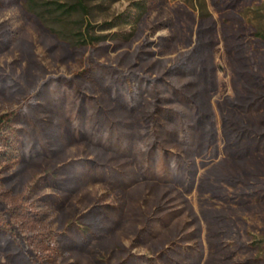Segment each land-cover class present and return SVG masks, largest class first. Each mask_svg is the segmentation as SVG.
Here are the masks:
<instances>
[{
	"label": "rangeland",
	"instance_id": "374dc122",
	"mask_svg": "<svg viewBox=\"0 0 264 264\" xmlns=\"http://www.w3.org/2000/svg\"><path fill=\"white\" fill-rule=\"evenodd\" d=\"M54 1L75 2L0 0V264H264V0H87L86 15ZM70 85L134 151L156 85L195 126L194 146L169 147L189 179L112 186L100 169L138 160L75 136Z\"/></svg>",
	"mask_w": 264,
	"mask_h": 264
},
{
	"label": "trees",
	"instance_id": "16d2710c",
	"mask_svg": "<svg viewBox=\"0 0 264 264\" xmlns=\"http://www.w3.org/2000/svg\"><path fill=\"white\" fill-rule=\"evenodd\" d=\"M52 3L59 10L81 11L85 15L89 13L87 0H75L69 5L57 1ZM256 35L259 39L264 38V34L259 31ZM195 50L196 48H193L188 57L193 58L192 53ZM194 59H192V64L195 62ZM168 87L194 114H198L202 120L205 119L206 114L201 104L191 94L179 85L169 83ZM69 90H72L71 100L66 104L65 109L73 125L75 136L78 138L88 136L93 145L101 147L105 152H113L119 157L133 154L138 160V171L133 174L122 173L112 177L110 172L104 171L107 168L102 167L100 172L105 176L110 175L107 177L110 178L112 186L122 190L130 198L133 193L136 194L140 192L139 190H144L149 186L157 188L160 184L176 185L189 179V174L192 172L190 166H193V161L177 155L169 147L191 148L194 146L197 137L195 126L190 124L189 117L182 110L160 105L158 96L160 91L156 85L153 86L156 103L147 108L144 113L147 124L142 129L135 151L121 127L115 123L106 110L92 103L95 98L90 97L78 85L68 86L66 93H69ZM161 114H165L166 117ZM38 131L42 132L41 128ZM164 193L156 191L153 200H163ZM145 260L147 264L154 263L153 258L149 257ZM175 264L180 263L175 262Z\"/></svg>",
	"mask_w": 264,
	"mask_h": 264
}]
</instances>
